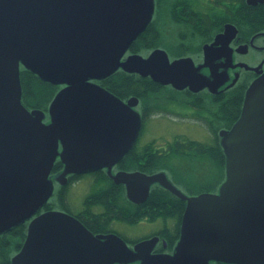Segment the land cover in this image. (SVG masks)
<instances>
[{"label":"water","instance_id":"1","mask_svg":"<svg viewBox=\"0 0 264 264\" xmlns=\"http://www.w3.org/2000/svg\"><path fill=\"white\" fill-rule=\"evenodd\" d=\"M246 3L264 5V0ZM153 11L154 0H0V235L31 219L10 264H264L261 71L244 94L237 121L219 132L225 179L216 194L187 197L163 173L112 177L128 186L131 198L139 189L144 199L157 183L185 202L172 255H151L153 239L131 249L117 236H94L65 213L33 217L52 194L49 173L57 156L62 178L96 169L110 174L136 141L138 99L123 103L91 80L121 69L177 90L208 85L190 59L170 61L160 49L122 60ZM231 30L234 35L235 28L226 25L214 45ZM20 66L65 86L49 105L48 124L44 112L21 104Z\"/></svg>","mask_w":264,"mask_h":264},{"label":"flooded vegetation","instance_id":"2","mask_svg":"<svg viewBox=\"0 0 264 264\" xmlns=\"http://www.w3.org/2000/svg\"><path fill=\"white\" fill-rule=\"evenodd\" d=\"M215 1L216 0H208V2H202L204 6V17L206 19V25L208 26L205 35L196 37L200 40L199 45L196 47L189 45L185 49V55L175 56L173 58L169 55L168 51H166V48H159L166 52L170 61L183 58L190 59L194 67L198 68L196 74L204 77L208 85L193 91L188 87L177 90L170 85L156 83L158 86H154L152 88L154 89L153 91L151 90L145 93L144 97L139 98L135 96L138 99V104L134 107V110L140 115L141 125L136 141L126 155H124L123 160L125 163L122 165L119 163L115 164L111 168L110 174H108L106 169H96L86 173L67 174L62 178L60 174L64 170V165L60 162L59 156H57L49 173V179L53 184L52 194L33 217L50 211L65 213L78 220L94 236H117L131 249L140 242L153 239L155 240V245L150 251L151 255L173 254L180 236V225L177 226L173 218H151L144 212H147V210L151 208L146 204L147 200L153 201V204L156 205L154 202L155 200L181 199L162 188L157 183L150 185L148 195L144 199L139 189L134 191L135 195L131 198L128 192V186L125 183L115 182L112 177L119 173H139L146 176L157 174L164 170L161 168L158 169L157 166L159 165H155V162L162 157L165 159H171V157L191 158L193 160L195 158H201L202 154L193 146L192 139L190 140L188 138L190 135L187 133L177 134L171 141L164 143L159 139L141 142V136L145 131L148 119H151L156 113L160 115L163 114V112L170 114L173 112L170 111L171 108L178 111V115H181L180 112L186 110L189 111L191 115H188V117H186L187 115H181V118H184V121L189 120L193 123V127L197 129L195 131L196 134L199 135L201 133L200 127H202L205 129L207 139H213V141H215V138H213L215 132H213L214 135L211 132L212 125L216 122H225L226 106L224 104L228 97L232 98L237 95L243 99L248 87L260 76L258 72L261 71L264 73V21L258 28V21L261 20H259L256 14L258 6H261L264 12V5L250 6L255 13L250 17V22L253 27L248 28L246 27L248 26L247 24L242 25L243 23H241V0H221V2H219L220 6H214L213 9L211 3ZM154 2L155 8L158 9L159 5L157 6V1L154 0ZM244 2L246 3V0H244ZM246 6L249 5L246 3ZM172 7L173 6L170 5L169 12L171 19ZM175 9L181 11L191 10L182 6H178ZM216 11H222V13L225 14H222V16L220 15V21L218 22H215L213 14ZM187 17L192 18L190 15ZM185 18L184 14L183 17H179V20H184ZM174 24L182 26V22L179 23L174 21ZM226 25L233 26L236 30L235 34L232 35L233 30H231V36L226 37L227 40H222L221 43L214 45L216 37L224 33ZM194 38L195 37H192V39ZM205 47H207L206 50ZM150 52H148V54ZM128 55L127 52L122 60ZM90 82L99 85L105 91L112 94L109 89L105 88L103 84L98 83V81L91 80ZM57 86L58 89L55 95L65 87L64 85ZM119 99L123 103H126L129 98ZM48 108L49 104L43 121L45 124L49 123ZM221 129L227 130L226 128H220L216 132L217 135L222 131ZM154 141H156V143ZM57 151L58 153L62 151L61 142L58 143ZM131 153L139 154L142 160H139L136 164H132ZM169 168L170 165L168 164L166 169ZM84 182L85 191L81 195L82 198L80 197L81 200L71 199V191L74 189L76 190L75 192L78 193V185ZM137 186L141 187L142 184L138 183ZM138 187H135L134 190ZM163 190L167 194V197L156 195L161 194ZM131 200L145 201L136 204ZM77 202L78 206L75 207ZM30 220L27 222L26 229ZM157 221L162 225L149 231V233L134 238L126 236V233L132 225H148V222L153 223ZM130 264H140V262L136 261Z\"/></svg>","mask_w":264,"mask_h":264},{"label":"trees","instance_id":"3","mask_svg":"<svg viewBox=\"0 0 264 264\" xmlns=\"http://www.w3.org/2000/svg\"><path fill=\"white\" fill-rule=\"evenodd\" d=\"M221 0H216L211 3V7L214 9V6H220ZM213 5V6H212ZM172 7V19L176 22L181 23L184 31L180 34L182 40L188 39V37H200L205 35L207 26L206 19L204 17V6L201 0H174L171 3ZM178 6L185 7L186 11H181L175 9ZM255 12L250 6H246L244 0H241V9L240 17L242 18L241 23L247 24L248 28H252L253 25L250 22V17ZM184 20H179L180 16H184ZM215 17V22L220 21V15L222 16V11H216L213 13ZM259 20V26L264 21V12L261 9V6H258L256 12ZM192 16L189 18L187 16ZM225 15V14H223ZM227 15V14H226ZM252 25V26H251ZM156 36V27L153 23V19L149 22L146 28L132 41L129 45L126 52L128 54H145L152 51L155 48H158L159 41H157ZM19 82L21 89V104L27 110H41L46 112L48 104L52 101L55 93L57 92L58 86L51 83L41 80L37 75L33 74L31 71L26 70L22 66L19 67ZM98 83L103 84V86L109 89L112 94L116 97L125 99L129 97H144V94L153 91L154 86L157 87L158 84L152 82L149 78H141L135 74H129L123 72L122 70H117L105 79L98 81ZM243 99L237 95L227 99L225 108V117L226 120L221 125H224V128L230 129L231 126L239 118ZM218 137L215 130V145L214 146H205L200 145V143H193V146L196 147V150L202 154V157L211 156L215 159L216 162L221 168L224 166L225 158L222 152L220 145L218 144ZM130 153V152H129ZM132 164L138 163L139 160H142L139 154L131 153ZM209 156V157H210ZM165 158H160L155 165L164 164ZM124 160H120L119 164H124ZM162 197H167V194L163 190L161 194H156ZM156 205L153 204V201L147 200L151 208L147 210L149 217L151 218H165L170 217L175 219L177 226L180 225L181 216L185 207V203L181 200H155ZM148 206V207H149ZM176 207V208H174ZM28 221L18 224L17 226L11 228L8 232L0 235V264H10L11 257L18 252L22 242L26 236V225ZM215 264H224V263H215Z\"/></svg>","mask_w":264,"mask_h":264},{"label":"rangeland","instance_id":"4","mask_svg":"<svg viewBox=\"0 0 264 264\" xmlns=\"http://www.w3.org/2000/svg\"><path fill=\"white\" fill-rule=\"evenodd\" d=\"M158 9H154L153 13V23L156 27L157 41H159L158 49L166 48L171 55V57L183 56L185 55V49L189 45L197 46L200 40L192 37L182 40L180 34L184 31L183 26L175 25L174 21L170 17V5L174 0H156ZM208 2V0H201V2ZM156 10V12H155ZM155 36V38H156ZM157 49V48H155ZM148 53L141 54V56L146 57ZM50 105V103H49ZM170 114H154L151 119H148L145 131L141 136V142H148L152 139H159L162 143L171 141V139L181 133H187L190 135L188 137L192 139L193 143H200V145L214 146L215 141L213 139L208 140L205 129L200 127V134H196V130L189 120L181 118L183 116L188 117L191 115L189 111L184 110L179 112L171 108ZM222 123L216 122L212 125V134L217 132L218 129L224 128ZM197 126V125H195ZM195 129V130H194ZM223 130V129H221ZM214 135V134H213ZM187 138V137H186ZM215 138V135L214 137ZM156 143V141H154ZM158 142V141H157ZM204 142V143H202ZM210 156V155H209ZM199 157L193 159H184L179 157H171L164 160V164H160L158 167L164 169L162 173L166 176L167 180L176 187L180 192H182L187 197H196L200 194H216L221 182L224 181V166L221 168L211 156ZM170 165L169 169H166L167 165ZM84 183L78 185L79 192L76 190L71 191V199L81 200V195L85 191ZM81 197V198H80ZM79 200V201H80ZM78 201V202H79ZM78 202L75 207L78 206ZM148 225H132L129 228L126 236L129 238H134L137 236H142L149 231L160 227L159 221L153 223H147ZM170 224V223H168Z\"/></svg>","mask_w":264,"mask_h":264}]
</instances>
